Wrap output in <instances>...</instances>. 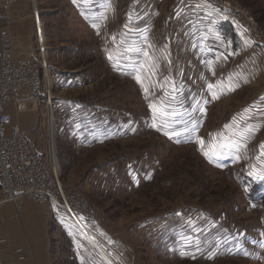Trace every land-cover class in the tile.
Masks as SVG:
<instances>
[{
	"label": "rangeland",
	"instance_id": "374dc122",
	"mask_svg": "<svg viewBox=\"0 0 264 264\" xmlns=\"http://www.w3.org/2000/svg\"><path fill=\"white\" fill-rule=\"evenodd\" d=\"M227 1L264 41V0ZM26 2L60 178L98 215L52 205L51 264H264V43L210 0ZM43 107L16 119L46 151Z\"/></svg>",
	"mask_w": 264,
	"mask_h": 264
},
{
	"label": "built area",
	"instance_id": "2783aa9c",
	"mask_svg": "<svg viewBox=\"0 0 264 264\" xmlns=\"http://www.w3.org/2000/svg\"><path fill=\"white\" fill-rule=\"evenodd\" d=\"M210 1L229 9L255 41L264 43L257 25L247 20L244 11L227 0ZM16 3L17 0H0V192L3 199L12 202L16 209H21L27 200L42 206H61L82 229L81 222L98 215L85 195L77 189H67L60 178L53 141L55 101L46 56L40 47L38 55L16 57L4 26ZM32 6L36 34L42 45L43 23L35 4ZM25 95L30 100L37 99L35 104L44 106V115L48 119L46 151L33 134L15 120L16 107Z\"/></svg>",
	"mask_w": 264,
	"mask_h": 264
},
{
	"label": "crops",
	"instance_id": "0c3cea01",
	"mask_svg": "<svg viewBox=\"0 0 264 264\" xmlns=\"http://www.w3.org/2000/svg\"><path fill=\"white\" fill-rule=\"evenodd\" d=\"M28 7L26 0H17L4 23L16 57H28L36 47L34 18ZM26 95L16 110L27 115L36 106L35 99L28 102ZM16 112L15 120L20 124ZM21 123L28 128L26 122ZM54 210L52 205L42 206L30 200L16 209L0 195V264H51L50 222Z\"/></svg>",
	"mask_w": 264,
	"mask_h": 264
},
{
	"label": "snow or ice",
	"instance_id": "6c2138e0",
	"mask_svg": "<svg viewBox=\"0 0 264 264\" xmlns=\"http://www.w3.org/2000/svg\"><path fill=\"white\" fill-rule=\"evenodd\" d=\"M74 2H75V0H74ZM145 55H147V53H145ZM111 58H112V57L109 56V59H111ZM136 79L139 81V80H140V77L137 76ZM211 87H212V86L209 85V88H211ZM145 91H147V89H145ZM215 95H216V94L213 93V96H214V97H215ZM150 107H152L153 110L155 111V108H156L155 105H150ZM225 127L227 128V127H229V126H228V125H225ZM165 134L167 135L168 133H165ZM177 135H178V134H177ZM199 142H200L201 145H203V143H204L203 140H200ZM215 147H216V145H213V149H214ZM220 147L227 148V147H229V145L225 144V145H221ZM261 148L264 149V144L261 145ZM202 151H203V149H202ZM204 155H205V156H210V153L207 152V151H205V152H204ZM250 175H251V173H250ZM260 178L264 179V176H262V177H260Z\"/></svg>",
	"mask_w": 264,
	"mask_h": 264
},
{
	"label": "trees",
	"instance_id": "16d2710c",
	"mask_svg": "<svg viewBox=\"0 0 264 264\" xmlns=\"http://www.w3.org/2000/svg\"><path fill=\"white\" fill-rule=\"evenodd\" d=\"M257 185V184H256ZM263 184H260V186H257L254 190H253V188H254V186L251 188V190H250V194H251V196H252V198L253 199H261V198H263V196H264V194L262 193L260 196H257V194H253V191L255 192V193H257L259 190H264V185L262 186ZM257 196V197H256ZM258 202V201H257Z\"/></svg>",
	"mask_w": 264,
	"mask_h": 264
},
{
	"label": "bare ground",
	"instance_id": "6f19581e",
	"mask_svg": "<svg viewBox=\"0 0 264 264\" xmlns=\"http://www.w3.org/2000/svg\"><path fill=\"white\" fill-rule=\"evenodd\" d=\"M37 13H38V11H37ZM39 14V13H38ZM19 124V123H18ZM20 125V124H19ZM21 126V125H20ZM22 127V126H21ZM23 128V127H22ZM23 129H25V128H23ZM25 130H27V129H25ZM28 131V130H27ZM81 225L83 226H86L85 225V223H83V222H81ZM103 250V249H102ZM104 251V250H103ZM105 252V251H104ZM104 256H105V258L107 259V261H108V263L109 264H116V262L114 261V259H112V257H110V255L106 252V254H104Z\"/></svg>",
	"mask_w": 264,
	"mask_h": 264
},
{
	"label": "water",
	"instance_id": "95a60500",
	"mask_svg": "<svg viewBox=\"0 0 264 264\" xmlns=\"http://www.w3.org/2000/svg\"><path fill=\"white\" fill-rule=\"evenodd\" d=\"M83 231H84V232H86V229H85V228H83Z\"/></svg>",
	"mask_w": 264,
	"mask_h": 264
}]
</instances>
